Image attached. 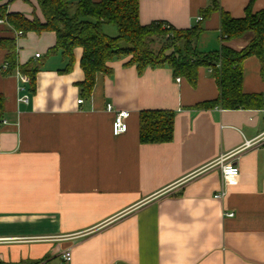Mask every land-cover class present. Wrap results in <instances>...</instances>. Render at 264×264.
<instances>
[{
  "label": "crops",
  "instance_id": "0c3cea01",
  "mask_svg": "<svg viewBox=\"0 0 264 264\" xmlns=\"http://www.w3.org/2000/svg\"><path fill=\"white\" fill-rule=\"evenodd\" d=\"M101 1V0H94ZM234 18L250 0H218ZM212 0H140L143 25L165 21L177 29L201 26L197 48L225 43L244 49L251 33L227 42L221 12L199 21ZM253 11L264 9L255 0ZM12 12L44 21L37 0H13ZM203 16V15H202ZM110 26V25H109ZM114 35L113 30L106 32ZM15 38L18 62L39 63L35 91L14 72L5 74L0 49V264H264V108L197 109L219 97L216 78L199 70L195 86L169 67L139 73L129 58L108 63L84 97L82 48L68 72L61 53L48 55L54 31L21 36L0 23V38ZM40 53V57L36 54ZM25 86L20 92L19 87ZM243 91L264 95L257 56L243 62ZM27 93L29 101H21ZM82 99V103L78 100ZM130 111L128 130L113 133L114 113ZM175 113L173 140H140V113ZM246 141H254L245 147ZM223 162L239 167L225 179ZM226 190L223 198L215 195ZM232 214V215H231ZM71 250L72 259L63 254Z\"/></svg>",
  "mask_w": 264,
  "mask_h": 264
},
{
  "label": "trees",
  "instance_id": "16d2710c",
  "mask_svg": "<svg viewBox=\"0 0 264 264\" xmlns=\"http://www.w3.org/2000/svg\"><path fill=\"white\" fill-rule=\"evenodd\" d=\"M13 0H0V18L7 26L26 33L54 31L56 44L48 55L61 53L66 66L60 72H68L74 62V50L82 48L81 68L85 78L78 83L84 97L92 95L97 76L111 74L108 63L129 58L125 64L135 65L142 73L148 67H169L174 77L185 78L195 86L199 70L207 67L216 78L220 94L213 101L199 103L197 109L219 106L225 109H263L264 95L245 93L243 62L249 56H257L264 74V9L253 11L255 0H250L246 14L234 18L222 10L218 0L201 11L203 19L213 11L221 12V37L225 42L242 38L251 33L249 44L236 50L223 44L219 50L203 52L197 48V40L203 33L201 26L177 29L165 21H153L143 25L139 20L140 0H37L44 21L37 16L28 19L22 13L8 10ZM29 1V0H25ZM114 25L118 34L110 36L103 30ZM0 49L6 50L8 63L5 74L17 69L29 77V90L35 91L39 63L18 62V46L15 38H0ZM6 98L0 93V124L5 114ZM175 113L169 110H146L140 113V140L146 144H161L173 140Z\"/></svg>",
  "mask_w": 264,
  "mask_h": 264
},
{
  "label": "built area",
  "instance_id": "2783aa9c",
  "mask_svg": "<svg viewBox=\"0 0 264 264\" xmlns=\"http://www.w3.org/2000/svg\"><path fill=\"white\" fill-rule=\"evenodd\" d=\"M198 20L201 21L203 20V16L200 15L198 17ZM0 23H6L5 19L0 18ZM16 34L18 36L23 35L24 33L22 31H16ZM36 57H40V53L36 54ZM8 63L5 62L3 65V69L7 70ZM19 76L22 81V83H29V77L27 75L22 74L18 69L15 71ZM178 81L181 80L180 77L177 78ZM25 90V86H20L19 91L22 92ZM21 101L23 102H28L29 101V95L27 93H24L21 96ZM78 103H82V99L78 100ZM107 110L110 112L114 113V120H113V133L114 135H120L125 133L128 130V118L130 117V111L124 110V109H115L112 104L107 105ZM6 123V120L2 118L1 124ZM254 144V141H246L244 146H251ZM229 154L223 155L222 156V165H221V173L223 179L230 177V176H236L239 174L240 170L239 167L231 162H225L229 158ZM226 195V190L222 189L219 193L215 195L216 198L220 199L223 198ZM232 215V214H231ZM63 258L66 261H70L72 259V252L71 250H66L65 253L63 254Z\"/></svg>",
  "mask_w": 264,
  "mask_h": 264
},
{
  "label": "rangeland",
  "instance_id": "374dc122",
  "mask_svg": "<svg viewBox=\"0 0 264 264\" xmlns=\"http://www.w3.org/2000/svg\"><path fill=\"white\" fill-rule=\"evenodd\" d=\"M110 29L113 30V34H114V35H111V36H116L118 34L117 28L114 25H110L109 28L106 27L105 31L106 32H110ZM108 34H110V33H108Z\"/></svg>",
  "mask_w": 264,
  "mask_h": 264
}]
</instances>
